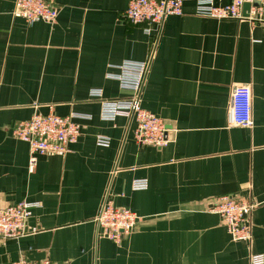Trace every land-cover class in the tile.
Here are the masks:
<instances>
[{
  "label": "crops",
  "instance_id": "crops-1",
  "mask_svg": "<svg viewBox=\"0 0 264 264\" xmlns=\"http://www.w3.org/2000/svg\"><path fill=\"white\" fill-rule=\"evenodd\" d=\"M233 0H215L228 5ZM16 0H0V208L39 202V232L0 238V264L21 258L51 264H250L264 256V23L184 14L146 34L123 18L130 0H57L53 25L15 18ZM125 60L150 62L142 108L163 119L171 143L140 144L136 121L101 120V103L128 94L106 74ZM252 94L253 124H232L236 87ZM90 116L66 154L37 156L14 137L34 114ZM98 136L110 138L98 146ZM148 189L134 191L135 180ZM230 196L259 204L251 245L235 242L210 211ZM106 200L140 219L120 245L96 223Z\"/></svg>",
  "mask_w": 264,
  "mask_h": 264
},
{
  "label": "built area",
  "instance_id": "built-area-1",
  "mask_svg": "<svg viewBox=\"0 0 264 264\" xmlns=\"http://www.w3.org/2000/svg\"><path fill=\"white\" fill-rule=\"evenodd\" d=\"M249 4L248 11L244 5ZM183 0H130L123 18L134 24H144L146 34L154 30L161 31L167 19L184 14ZM196 15L218 20H248L252 24L264 23V0H233L228 5H217L215 0H197ZM15 18L23 19L32 25L44 22L56 23L59 8L57 0H16L13 11ZM115 71L106 74L108 80L116 81L126 97L106 99L102 90H91L92 98L100 100L101 120L113 122L119 116L136 121L135 136L142 145L163 148L172 139L166 122L141 105V96L149 72L150 62L125 60L119 65L110 66ZM252 94L248 86H238L232 96L231 118L237 127L252 126ZM90 120V116L71 114L62 117L53 113L49 115L34 114L29 120L19 122L13 130L14 137L29 144L31 151L30 170L33 171L36 158L45 154H66L70 146L76 144L82 136L83 125L78 120ZM98 146L108 147L111 140L98 136ZM134 191L148 189L147 180H135ZM39 202L23 201L16 205L0 208V238L14 239L34 235L39 232L36 226H30L33 211L40 208ZM253 200H242L230 196L217 198L210 211L223 219L232 240L251 245L254 237L252 214L258 208ZM139 217L130 210L116 208L106 200L96 223L102 235L120 245L124 235L131 233ZM250 264H264L262 254L251 253ZM13 264H51L49 259L35 262L21 258Z\"/></svg>",
  "mask_w": 264,
  "mask_h": 264
},
{
  "label": "water",
  "instance_id": "water-1",
  "mask_svg": "<svg viewBox=\"0 0 264 264\" xmlns=\"http://www.w3.org/2000/svg\"><path fill=\"white\" fill-rule=\"evenodd\" d=\"M249 8H250V5L249 4L244 5V11H248Z\"/></svg>",
  "mask_w": 264,
  "mask_h": 264
}]
</instances>
